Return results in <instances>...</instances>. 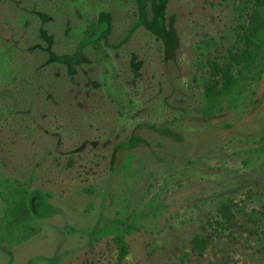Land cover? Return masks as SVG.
Instances as JSON below:
<instances>
[{
    "label": "rangeland",
    "instance_id": "obj_1",
    "mask_svg": "<svg viewBox=\"0 0 264 264\" xmlns=\"http://www.w3.org/2000/svg\"><path fill=\"white\" fill-rule=\"evenodd\" d=\"M251 12L0 0V171L42 199L39 231L0 244V264H264V73L240 108L199 110L207 60L240 53ZM93 21L95 48L82 40ZM156 192L124 248L94 237L122 197L134 208Z\"/></svg>",
    "mask_w": 264,
    "mask_h": 264
},
{
    "label": "trees",
    "instance_id": "obj_2",
    "mask_svg": "<svg viewBox=\"0 0 264 264\" xmlns=\"http://www.w3.org/2000/svg\"><path fill=\"white\" fill-rule=\"evenodd\" d=\"M243 5L244 8H252L250 16L255 20L253 27L244 36L245 46L239 54L226 57L223 66L217 61L207 60L212 75L200 78L202 104L199 110L205 117L219 114L225 107L240 108L248 98L250 100L253 86L263 76L264 0H243ZM83 32L84 42H90L92 48L99 45L98 26L94 21ZM216 75L220 77L219 80L214 79ZM257 150L264 152V134ZM125 162L130 163L129 155L125 157ZM131 170L126 165L124 177L129 176ZM159 195L158 192L153 193L134 208L129 205L128 198L122 197L120 208L97 227L94 237L111 234L124 248V235L138 227L144 213L154 212ZM38 199L27 181L0 171V244L11 247L39 231L35 219L41 210L42 199L40 202ZM261 237L264 240V230Z\"/></svg>",
    "mask_w": 264,
    "mask_h": 264
}]
</instances>
